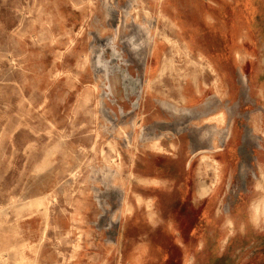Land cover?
<instances>
[{
  "label": "rangeland",
  "instance_id": "obj_1",
  "mask_svg": "<svg viewBox=\"0 0 264 264\" xmlns=\"http://www.w3.org/2000/svg\"><path fill=\"white\" fill-rule=\"evenodd\" d=\"M262 127L264 0H0V264H264Z\"/></svg>",
  "mask_w": 264,
  "mask_h": 264
},
{
  "label": "bare ground",
  "instance_id": "obj_2",
  "mask_svg": "<svg viewBox=\"0 0 264 264\" xmlns=\"http://www.w3.org/2000/svg\"><path fill=\"white\" fill-rule=\"evenodd\" d=\"M4 55V54H3ZM13 59V58H12ZM2 108V107H1ZM10 120V119H9ZM25 121V120H24ZM10 122V121H9ZM26 123V122H25ZM11 124V123H10ZM9 124V125H10ZM16 124V123H15ZM40 128V127H39ZM60 142V141H59ZM58 142V143H59ZM57 143V144H58ZM61 158V157H60ZM257 186L262 188L261 195L252 203V217L257 221L260 216H264V171L261 172V177L258 179ZM14 194V193H13ZM49 195V194H48ZM52 196V195H51ZM48 198V197H47ZM49 199V198H48ZM13 200V199H12ZM52 201V200H51ZM49 203V202H48ZM51 203V202H50ZM20 204V203H19ZM53 204V203H52ZM44 205V204H43ZM46 210V209H45ZM6 211V210H5ZM51 211V210H50ZM44 223V222H43ZM42 232V231H41ZM6 238V237H5ZM42 238V237H41ZM4 246V245H3ZM2 246V247H3ZM29 247V246H28ZM22 249V248H21ZM25 250V249H24ZM4 253V252H3ZM3 255V254H2ZM0 252V259L2 257ZM33 261V260H32ZM33 263V262H32Z\"/></svg>",
  "mask_w": 264,
  "mask_h": 264
},
{
  "label": "crops",
  "instance_id": "obj_3",
  "mask_svg": "<svg viewBox=\"0 0 264 264\" xmlns=\"http://www.w3.org/2000/svg\"><path fill=\"white\" fill-rule=\"evenodd\" d=\"M220 93V92H219ZM219 111H223V108H219L218 110H217V112H216V114L219 112ZM225 112L223 111V113L222 114H224ZM222 117H223V115H222ZM262 132H264V127H262ZM213 161V160H212ZM214 164H215V172L217 171V165H216V161L214 160ZM215 177H216V174H215Z\"/></svg>",
  "mask_w": 264,
  "mask_h": 264
}]
</instances>
